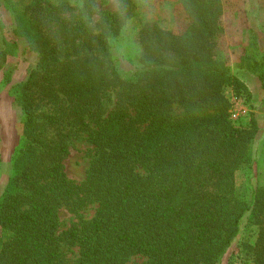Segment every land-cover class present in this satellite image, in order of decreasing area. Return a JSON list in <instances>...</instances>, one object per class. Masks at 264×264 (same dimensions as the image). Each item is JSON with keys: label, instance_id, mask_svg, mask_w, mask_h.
Masks as SVG:
<instances>
[{"label": "trees", "instance_id": "trees-1", "mask_svg": "<svg viewBox=\"0 0 264 264\" xmlns=\"http://www.w3.org/2000/svg\"><path fill=\"white\" fill-rule=\"evenodd\" d=\"M134 2L120 0L93 25L87 3L76 16L48 0H0L37 56L16 90L24 141L0 199V264H65L74 246L75 264L138 255L142 264H221L248 215L258 226L252 263L264 264V187L249 200L234 190L253 133L231 120L225 90L245 86L221 54L222 0H178L188 19L180 32L144 24L140 69L124 79L112 51ZM8 55L0 46V71ZM108 92L117 101L106 113ZM83 132L95 154L76 183L64 160ZM90 205L91 219L58 232L61 208Z\"/></svg>", "mask_w": 264, "mask_h": 264}, {"label": "rangeland", "instance_id": "rangeland-1", "mask_svg": "<svg viewBox=\"0 0 264 264\" xmlns=\"http://www.w3.org/2000/svg\"><path fill=\"white\" fill-rule=\"evenodd\" d=\"M57 5L75 8L72 14L78 16L79 9L89 3L93 11V25L100 21L104 12L117 10L120 0H48ZM131 18L115 39L112 59L124 79L132 78L140 69L142 49L138 33L146 23H156L161 28L180 32L187 24V16L178 0H150L147 6H140L135 0ZM93 5V7H92ZM223 36L221 54L228 63L232 77L238 78L245 86L236 95L231 88L225 90L233 102L231 120L236 126L253 133L247 155L251 161L235 174L234 190L245 200L250 199L252 189L264 187V0H222ZM94 10L96 12H94ZM85 11V10H84ZM87 12V11H85ZM6 28L0 31V46L7 45L9 55L0 71V199L10 187L13 163L22 148V124L24 113L16 98L17 86L26 81L37 63V56L27 48L24 39L17 38L12 30L14 20L9 7L0 9ZM67 16L71 13H67ZM110 92H108L109 94ZM105 102V112L110 111L116 101L117 92L110 93ZM69 154L64 160L67 177L76 183L85 180L95 149L87 133H80L68 144ZM96 205H90L78 212L66 207L59 213L61 233L81 219H91ZM2 230L0 228V237ZM258 236V226L249 215L242 222L236 237L221 264H253L252 249ZM79 248L66 249L65 264H75ZM146 258L133 256L127 264H142Z\"/></svg>", "mask_w": 264, "mask_h": 264}, {"label": "clouds", "instance_id": "clouds-1", "mask_svg": "<svg viewBox=\"0 0 264 264\" xmlns=\"http://www.w3.org/2000/svg\"><path fill=\"white\" fill-rule=\"evenodd\" d=\"M138 5L147 6L150 4V0H137ZM117 8H119V4L117 3Z\"/></svg>", "mask_w": 264, "mask_h": 264}]
</instances>
